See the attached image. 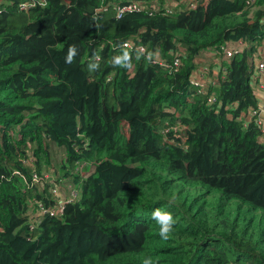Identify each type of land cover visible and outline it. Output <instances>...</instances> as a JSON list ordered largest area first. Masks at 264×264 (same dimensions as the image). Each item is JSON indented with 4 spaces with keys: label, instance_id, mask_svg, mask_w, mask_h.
Returning <instances> with one entry per match:
<instances>
[{
    "label": "trees",
    "instance_id": "obj_1",
    "mask_svg": "<svg viewBox=\"0 0 264 264\" xmlns=\"http://www.w3.org/2000/svg\"><path fill=\"white\" fill-rule=\"evenodd\" d=\"M130 1L147 10L118 17ZM154 1L0 0V264H264V143L244 125L264 0ZM227 41L248 46L216 66ZM200 70L218 83L205 94ZM64 180L79 197L42 213ZM157 208L176 221L166 241Z\"/></svg>",
    "mask_w": 264,
    "mask_h": 264
},
{
    "label": "built area",
    "instance_id": "obj_2",
    "mask_svg": "<svg viewBox=\"0 0 264 264\" xmlns=\"http://www.w3.org/2000/svg\"><path fill=\"white\" fill-rule=\"evenodd\" d=\"M39 4L46 5L47 0H34ZM206 1V0H167V2L164 5H161L158 1H154L151 5V12L153 11H159L164 10L166 13H173L176 10H180L183 8H196L200 2ZM257 0H246V3L248 4V7L252 8L251 13L253 9L256 6ZM115 8L117 9L118 13L117 16L121 17L127 12H134V11H146L145 6L141 3L130 1L125 4L117 3L114 4ZM24 7L26 4L23 5ZM107 8V6H106ZM99 10V9H98ZM264 23V19L262 21ZM262 43L259 47V50L254 54L253 59L255 61L254 65V71L252 76L253 81V89L256 96V99L258 98L259 101H257L256 106H252L248 109L247 113L244 115L245 119V127H248V124L255 123L256 126L260 129V142L264 143V101H261L259 97L264 94V81L262 80V75L264 74V36L261 38ZM125 46L132 47L133 43L131 41H127ZM248 44L243 41H227L225 44H223L220 48H216L214 50V55L217 58V55L219 58V63L222 61H230L234 54L236 52L243 51ZM142 48V47H139ZM144 50V48H142ZM163 61V59H162ZM165 61V60H164ZM166 62V61H165ZM175 65L179 66L181 64V61L179 58H176L174 61ZM167 67L168 64H165ZM206 71V68H205ZM204 70H200L197 76H193L191 78L192 85L195 86L197 94H205L207 90L212 86V82L206 79H203L201 77L202 73H205ZM215 96H211L209 98V101H214ZM87 163L81 164L77 166V169L82 170ZM48 180V176H46ZM34 180L37 183H40L42 185V177L38 176L37 174H34ZM65 180L64 182H66ZM69 181V180H68ZM63 182V184H64ZM70 182V181H69ZM71 183V182H70ZM62 184V185H63ZM62 185H59L57 183H54V186L52 188L56 192V188L59 189L60 193H53L55 196L58 197L59 204H57L55 207L51 208H44L41 207L40 211L42 213L46 214H52V215H60L64 212L65 203L76 200L79 196V193L75 189L76 187L71 183L70 186L64 187L67 191L62 190ZM62 191L67 192L65 194H62Z\"/></svg>",
    "mask_w": 264,
    "mask_h": 264
},
{
    "label": "clouds",
    "instance_id": "obj_3",
    "mask_svg": "<svg viewBox=\"0 0 264 264\" xmlns=\"http://www.w3.org/2000/svg\"><path fill=\"white\" fill-rule=\"evenodd\" d=\"M76 55H77V49L74 46H70L68 48L67 55L65 57V63L71 64L74 61ZM112 62L114 66L127 67L130 62L129 53L127 51H124L122 55H118L114 57ZM89 67L90 69H94L98 67V64H90ZM49 177L50 176H48V180L51 181ZM172 203H174V198L169 200V204ZM151 215H152V219L156 222L157 225H159V235L161 239L165 241L170 239V234L173 232V228L176 223L172 213L157 208L153 210ZM142 264H153V260L151 257H146L143 259Z\"/></svg>",
    "mask_w": 264,
    "mask_h": 264
},
{
    "label": "rangeland",
    "instance_id": "obj_4",
    "mask_svg": "<svg viewBox=\"0 0 264 264\" xmlns=\"http://www.w3.org/2000/svg\"><path fill=\"white\" fill-rule=\"evenodd\" d=\"M253 10H256V8H254ZM252 13H253V11H252ZM262 40V39H261ZM261 44V43H260ZM261 46V45H260ZM213 82H212V85L214 86V85H218V83L216 82V79H213L212 80ZM57 150H59L60 152H62L63 151V148L61 149V148H57ZM56 156H55V158H54V163H55V165H56V167H57V164H58V162L61 160V159H59V158H57V155H59V152L57 153V154H55ZM49 168H53L54 169V165L53 164H50V165H47V167H46V169H49ZM53 172H54V170H53ZM53 172L52 173H50L51 175L53 174ZM47 176H51V175H48V174H46ZM65 181V180H64ZM63 181V182H64ZM63 182H62V184H63ZM70 182L69 181H66V182H64V184H63V186L64 187H67V186H70ZM64 191H67L66 189H64ZM64 191H62V194H65V193H67V192H64ZM53 193H60V191H59V189H57L56 188V192L53 190Z\"/></svg>",
    "mask_w": 264,
    "mask_h": 264
},
{
    "label": "crops",
    "instance_id": "obj_5",
    "mask_svg": "<svg viewBox=\"0 0 264 264\" xmlns=\"http://www.w3.org/2000/svg\"><path fill=\"white\" fill-rule=\"evenodd\" d=\"M210 57H213V60H214V62H215V64H216V66L219 65V60H218L215 56H213L212 54H210ZM200 61H201V67L204 66V65H206V62H205V59H204V58H202ZM225 63H226V61H222L220 64L224 66ZM225 65H226V64H225ZM202 68L205 69V67H202ZM215 69H217V68H215ZM206 74H207V73H202V74H201V77H202L203 79H206V78H207ZM215 74H216V71H215ZM262 80L264 81V74L262 75ZM259 99H260L261 101H264V94H262V95L259 97Z\"/></svg>",
    "mask_w": 264,
    "mask_h": 264
}]
</instances>
